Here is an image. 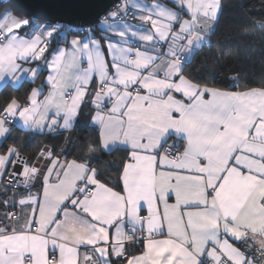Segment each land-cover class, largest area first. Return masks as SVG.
Returning a JSON list of instances; mask_svg holds the SVG:
<instances>
[{"label":"snow or ice","instance_id":"6c2138e0","mask_svg":"<svg viewBox=\"0 0 264 264\" xmlns=\"http://www.w3.org/2000/svg\"><path fill=\"white\" fill-rule=\"evenodd\" d=\"M222 7L124 0L95 24L0 12V92L36 85L0 105V138L17 123L61 135L85 107L96 128L75 158L4 146L0 264H264V79L186 71ZM117 151L112 183L97 162Z\"/></svg>","mask_w":264,"mask_h":264},{"label":"trees","instance_id":"16d2710c","mask_svg":"<svg viewBox=\"0 0 264 264\" xmlns=\"http://www.w3.org/2000/svg\"><path fill=\"white\" fill-rule=\"evenodd\" d=\"M5 4L22 14L6 0H0V8ZM222 5L210 46L206 45L192 58L186 71L209 81L214 80L218 86L223 87L233 83L232 78L236 73L240 74L237 83L259 82L264 79V28L258 26L264 22V0H222ZM229 48L232 55L217 61L220 51ZM32 86L25 83L19 92L11 88L5 89L0 92V105L6 103L10 96H22L24 89ZM89 111V107L84 108L75 128L66 135L65 132L61 135H34L14 126L12 137L21 138L18 143L24 145L22 155L25 157L31 156L41 147L54 146L57 150L66 147L70 153L69 158H75L84 154L85 142L96 137V128L90 123ZM12 137L4 139L3 146L12 144ZM66 137L71 138V143L66 144ZM113 154L101 155L97 166L103 178L116 183L120 163L112 159ZM104 162L108 163L105 165Z\"/></svg>","mask_w":264,"mask_h":264},{"label":"water","instance_id":"95a60500","mask_svg":"<svg viewBox=\"0 0 264 264\" xmlns=\"http://www.w3.org/2000/svg\"><path fill=\"white\" fill-rule=\"evenodd\" d=\"M23 15L32 17H54L64 15L78 22L92 20L104 13L116 0H6ZM37 21H43L37 19ZM44 22V21H43Z\"/></svg>","mask_w":264,"mask_h":264},{"label":"crops","instance_id":"0c3cea01","mask_svg":"<svg viewBox=\"0 0 264 264\" xmlns=\"http://www.w3.org/2000/svg\"><path fill=\"white\" fill-rule=\"evenodd\" d=\"M141 3H144V2H148V3H151V0H140ZM165 2H168V0H165ZM5 8H11L8 4H5L3 5L1 8H0V12H2ZM13 9V8H12ZM15 14L17 15H20V16H25V15H22V14H19L18 12L14 11ZM37 23H43V21H37ZM56 45L53 44V47H55ZM40 81L37 82V84H39ZM33 86H36V85H33ZM32 86V87H33ZM77 124V123H76ZM16 128H21L22 127L19 125V123H17V125H15ZM67 134V132H65V135ZM5 138H0V152H3L4 151V146H3V141H4ZM171 143V141H170ZM122 155L123 153L120 152V151H117L113 154V157L112 159L115 160L116 162L118 163H121V159H122ZM118 178V177H117ZM0 211H3V209H0Z\"/></svg>","mask_w":264,"mask_h":264},{"label":"built area","instance_id":"2783aa9c","mask_svg":"<svg viewBox=\"0 0 264 264\" xmlns=\"http://www.w3.org/2000/svg\"><path fill=\"white\" fill-rule=\"evenodd\" d=\"M124 2V0H116L114 3H112L108 9L104 12H108V11H111V10H114L119 4H122ZM103 14V13H102ZM131 15V12L129 13V16Z\"/></svg>","mask_w":264,"mask_h":264}]
</instances>
